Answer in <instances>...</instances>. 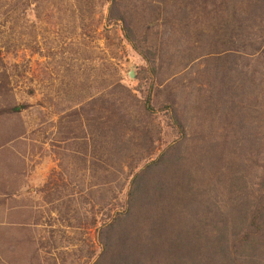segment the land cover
I'll use <instances>...</instances> for the list:
<instances>
[{
    "label": "rangeland",
    "instance_id": "obj_1",
    "mask_svg": "<svg viewBox=\"0 0 264 264\" xmlns=\"http://www.w3.org/2000/svg\"><path fill=\"white\" fill-rule=\"evenodd\" d=\"M0 264H264V0H0Z\"/></svg>",
    "mask_w": 264,
    "mask_h": 264
},
{
    "label": "trees",
    "instance_id": "obj_2",
    "mask_svg": "<svg viewBox=\"0 0 264 264\" xmlns=\"http://www.w3.org/2000/svg\"><path fill=\"white\" fill-rule=\"evenodd\" d=\"M118 20L120 21L121 23V28H122V31H123V34L125 35V37L127 38V40H130V36H129V28L126 24V21L124 22V18L122 16L118 17ZM144 107L145 109H147L148 111L151 110V106L149 104V98L146 99L145 103H144ZM15 109V107H14Z\"/></svg>",
    "mask_w": 264,
    "mask_h": 264
}]
</instances>
